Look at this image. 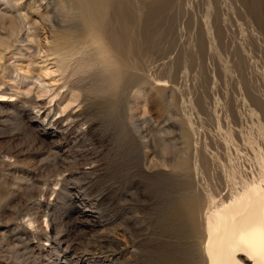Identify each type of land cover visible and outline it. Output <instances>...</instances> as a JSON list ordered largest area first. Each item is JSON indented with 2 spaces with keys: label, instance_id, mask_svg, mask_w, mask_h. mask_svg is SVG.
Instances as JSON below:
<instances>
[{
  "label": "rangeland",
  "instance_id": "rangeland-1",
  "mask_svg": "<svg viewBox=\"0 0 264 264\" xmlns=\"http://www.w3.org/2000/svg\"><path fill=\"white\" fill-rule=\"evenodd\" d=\"M17 1L0 2V264H74L54 229L88 248L94 264H202L188 219L177 221L170 210L202 198V168L216 180L217 198L263 173L264 143H254L253 123L232 130L225 114L237 105L264 130V105L255 104L264 103V0H69L66 10L60 0ZM140 1L170 17L172 35L161 49L168 65L180 57L179 83L156 71L164 63L159 51L146 62L163 86L130 77L142 73L124 65L114 70L113 42L121 23L139 26ZM40 11L55 22L40 24ZM192 52L196 72L188 67ZM201 95L223 146L216 159L217 147L207 150L208 163L193 129L204 132L194 100ZM232 133L253 147L236 150L226 140ZM236 162L243 167L237 184L224 166ZM92 204L102 225L80 214ZM90 257L82 264H93Z\"/></svg>",
  "mask_w": 264,
  "mask_h": 264
},
{
  "label": "bare ground",
  "instance_id": "bare-ground-1",
  "mask_svg": "<svg viewBox=\"0 0 264 264\" xmlns=\"http://www.w3.org/2000/svg\"><path fill=\"white\" fill-rule=\"evenodd\" d=\"M14 1L18 2L17 0H14ZM35 1H37V0H35ZM40 1L41 2L42 1L48 2L49 0H40ZM0 2H4V4H5V3L10 2V0H0ZM116 2L117 1H114V5H113V7H115L114 12L117 11L116 6L118 8L120 6V4L116 3ZM60 4H62L61 5L62 8L64 10H66V8H68L70 3H69V0H60ZM38 5L40 7V8L38 7V9L43 8V3H40ZM138 6L140 8H144L146 10V11H144L143 9H141V10H138V12H136V13L140 14L138 17L140 19L139 26H137L134 23L137 19L131 20V16H132L131 13L127 12V14H126L123 11V13L121 14L125 19L129 18V20H131V21H128V22L126 21L127 23H121L122 27H121V30H119V34H118L119 36H121L120 37L121 39L115 40V42H113V48L118 53V54H116L117 55V64L113 63V66L115 65L114 70H115V68H117L118 64L124 65L126 67V69L127 68L133 69V71H135V72H141L142 73V75L140 73H132L130 75V77H135V76H147V77H149L150 76V77H152L150 79L152 83L155 82L156 85L163 86L165 83V80L162 79V76H161V78H158L160 75H158V77H157V75H156L157 73L154 74L156 76L150 75L149 72L151 71V69H148V66L151 63V59H150L151 55L154 54V52L159 51V53H158V54H160L159 58H162V61L164 63L163 64L161 63V65H162L161 67H159L160 65L157 66L159 68L156 69V71L158 70L159 73L169 74V76H171L172 81H174V82H178V80L180 81V79H181L180 78V69L178 66V61L180 60V57H178V59H179L178 61H177V58L175 60H173V58L171 57L170 65H168L167 62L169 61L170 53H168L169 51L167 52L166 49L165 50L161 49L164 47L166 48V46H165L166 42L162 41V39L165 38L166 32L170 29V25H171L170 17L168 16V14L165 13V11H162L159 14V10L156 11L153 7L148 8V4H146L143 1H140ZM43 10H46V12H48L49 9L47 7L46 8L44 7ZM18 13H19V23L21 26L26 27L27 24H30L29 21H27L28 16L26 14H22L21 10H19ZM42 13H44V11ZM42 13H41V11L38 12V16L41 18V22L39 21L40 24H43L45 21H51L52 23L55 22L54 17H51L48 14L45 16V15H42ZM117 13H118V11L116 12V14ZM30 15H31V12H30ZM217 16H219V15H217ZM56 22L58 23V21H56ZM102 27H104V26H102ZM172 29H173V27H172ZM168 32H167V34H168ZM169 33L171 34L172 32H169ZM106 39H107V36H106ZM174 39H176V36ZM161 41H162V43L164 42L162 44V45H164V47L161 46ZM171 41H170V43L172 44L174 42V40H173V42H171ZM176 43H174V44L176 45ZM51 47H53V46H51ZM173 48H172V50H173ZM174 50L172 52H174ZM53 51H54V49H53ZM0 52H1V50H0ZM166 53H168V54H166ZM193 53L194 52L190 53V56L188 58L189 59L188 67H189L190 71L191 70L194 71L195 68H197L196 62L193 58L194 57ZM47 54H49V53H47ZM158 54H155V55H158ZM147 57H150L149 63L146 62ZM154 57L155 56H153V60H155ZM156 59H157V57H156ZM155 61L157 62V60H155ZM159 61H161V60H158V63H159ZM155 64H157V63H155ZM110 66H112V65H110ZM152 66H154V64ZM154 67L156 68V66H154ZM185 67H187V66H185ZM153 71H154V69H153ZM190 71L187 70V73L188 72L190 73ZM219 71H220V73H222L221 68H219ZM195 72H196V70H195ZM152 74H153V72H152ZM224 85L226 86L227 84H224ZM230 86H232V85H230ZM251 87H253V86H251ZM182 89H184L183 86L179 90H182ZM239 89H240V87H239ZM194 100L196 101V103L198 105L197 106L198 111L201 114V121L200 122H202V124L204 126L203 127L204 132L201 133L197 130V126L193 125V129L196 131V135H197L195 139L198 142V145L200 146V148L203 150V153L205 154L203 159L206 161V163H208L210 159L207 155V150L211 149L213 147V145H214V147L216 146L217 147V154L216 153L214 154L215 159H216V157L220 156L221 152H223V146H221L220 141L218 139H216V137L214 136V133L212 132L213 126H215L216 121L214 118V113H212L211 111L209 112V109H208L207 104H206L205 96L201 95L198 97H194ZM255 104L264 105V103H262L261 100L255 101ZM237 107L238 106L235 105L228 112L226 111L227 114H225V119H226L225 121L229 125L232 126L231 127L232 130H234L235 128H233V127H236V126H237V128L238 127L241 128L240 132H246L247 131V129L249 128L248 122L250 121L251 123H253L249 129L252 130V132H254L253 133L254 134L253 135L254 136V143H261V142L264 143V130L259 127V124L254 123L252 121L253 120V114L251 113V111L240 110ZM221 137H223V135H221ZM226 138H227L226 139L227 143L235 145L236 150H240L241 148H245V147L246 148L247 147H250V148L253 147V146H251L253 144H251V142L248 140H243V141L238 140V138L235 136L234 133L230 134V138H228V137H226ZM145 144H146V147H148V148L151 147V145L149 143H145ZM205 156H207V157H205ZM222 156H225V155L222 154ZM212 158H213V156H212ZM214 160H213V162H214ZM229 161H231V158ZM237 163L238 162L233 163L232 165L229 164L228 166L226 164H224V166H226L225 169L227 170V175H228V176H226V178L228 177V180H234L236 184L241 183L240 181L238 182V180H235V179H238L241 176L242 173L240 170L243 168V167L242 168L240 167V165H241L240 163L239 164H237ZM243 163H244V161H243ZM261 170H263V169H261ZM261 172H263V173L257 179H252V180L249 179L248 180V178H247L248 181L243 180V183L241 185H238V187L234 191H231L230 195L222 198V195L224 194L223 193L221 195V197L217 198V196L218 195L220 196V194H221V192L219 191L218 186H217L218 184L215 182L216 180L214 181L213 177H211L209 167L208 168L207 167L202 168L201 173L199 174V178L201 179V185L203 187L202 198H198V197L195 198V197L190 196L184 203L180 202L179 205L176 204V205L171 207L170 215L172 217H174V219L177 221H183V220H185V218H187L189 221L188 222L189 228L192 231V235L199 239L200 249H202V252H203L202 253V257H203L202 258L203 259L202 264H264V170ZM213 173H215V172H213ZM214 178H215V176H214ZM227 183H228V181H227ZM223 185H224V183H223ZM227 186H229V185H227ZM227 190H229V189H227ZM77 197L80 200H82V203L87 202V200H86L87 198L81 192L78 193ZM173 200H174V198H173ZM178 202H179V200H178ZM93 207L94 206L92 204L91 207L84 208V209L80 210V214L83 215V217H84L83 219H87L89 221H92L94 224H97V226L102 225V224H99L101 220L98 219V216L97 215L93 216V214L91 212ZM203 210L205 211V217H203V215H202ZM46 215L48 216V214H46ZM79 216H81V215H79ZM85 222H88V221H85ZM52 238L56 239L59 244H61V245H63V247H65V249L72 250L71 258H73L74 264H82V263H84L85 260L88 261V259L91 258L90 254L92 255V258H93L92 261L94 264L96 256H94L91 253V251L87 250L88 248L82 249L80 247L79 243H76V242H74L73 239L69 238L68 233H63V232H60V231H57L54 229L52 231ZM99 246H101V245H99ZM99 250H101V249H99Z\"/></svg>",
  "mask_w": 264,
  "mask_h": 264
}]
</instances>
